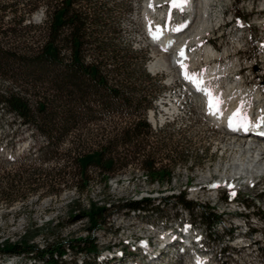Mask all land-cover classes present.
<instances>
[{
    "label": "rangeland",
    "instance_id": "1",
    "mask_svg": "<svg viewBox=\"0 0 264 264\" xmlns=\"http://www.w3.org/2000/svg\"><path fill=\"white\" fill-rule=\"evenodd\" d=\"M96 1L101 3L109 14L105 24L110 30H115L114 33L107 34L111 39L109 41L122 53L130 47L132 52L129 59L133 70L139 72L142 68L149 76L138 81L151 98L146 99L151 101L144 112L141 108L136 111L138 115L144 114L151 130L147 140L141 143L143 152L140 153H150L156 158L157 167L171 170L170 181L162 184L149 182L144 170L140 168V163L134 160L122 169L120 174L109 179L106 186L90 171L85 192L80 194L74 188L75 177L73 181L70 179L75 176L77 170L73 159L67 158L70 154L68 149L73 142L77 150L81 147L94 148L100 137L107 138L119 128L128 127L130 122L135 120L128 114L130 111L123 110L121 114L116 115L106 109H100L96 114L81 118L77 130L72 133L73 137L75 136L73 142L59 143L58 150H53L54 160L47 163L37 154V149L45 145L44 137L27 129L19 118L0 105V189L4 191L7 177L19 172V175L24 177L30 174L32 169L37 170V174L52 169L53 172L63 169L66 173H60L59 178L67 180L64 185L54 184V190L58 189V193H47L46 188L39 186L36 190H30V187L20 183L15 187L18 190L16 193L0 190V248L6 242L28 241L41 249L51 242L85 237L89 223L85 218L80 219L78 212L87 210L89 202L96 205L121 204L129 199L150 198L151 206L157 208L155 210H161L160 212L153 209L140 215L133 212L126 214L125 211L111 214L105 224L92 232L98 249L111 247L124 238L129 240L141 233L146 234L151 225L158 229L167 226L166 229L172 233H179L184 225H193L199 239L207 235L203 243V248L208 254L211 253L206 256L207 264H264V161L256 163V158L250 157L252 153H239L234 147L237 139H234L227 129H217L210 122L202 100L186 88V81L182 75L180 77L178 68L173 71L163 67L151 69L152 65H158L160 58L156 57V54L160 52L154 43L151 44L144 21L145 3L148 0ZM80 5V8H89L87 0H81ZM158 5V11H167L164 1ZM18 7L21 9L23 5L19 4ZM210 10L211 29L210 35L206 37L211 39V46L218 52L216 64L228 73L215 80L212 85L213 93L222 94L227 83L237 76L243 78L242 86L245 89L250 92L261 90L264 93V0H211ZM231 16L235 19L233 25L229 24ZM44 17L45 8L39 6L23 24L27 26L23 35L33 40L24 44L20 40L21 44H17V39L13 45L37 46L46 29ZM219 24L225 26L217 28ZM192 49L197 48L191 47ZM173 50L174 48L169 53H173ZM144 55L146 61L142 62L141 57ZM92 58V55H88L85 61ZM202 60H199L195 68L197 72L204 73L212 66L213 60ZM11 86L22 90L25 88L20 81L15 85L12 79L0 75V90ZM40 86V89H34L35 91L29 94L32 103L37 98L47 103H59V97L57 99L56 96L59 94L52 91V86L44 83ZM95 97L90 100H95ZM251 104L256 108L255 101ZM67 139L70 140V137ZM253 142L250 144L257 149L261 147ZM161 143L166 144L165 150L161 148ZM173 148L178 155L175 158L168 157L167 151L170 152ZM247 171L256 173L254 172L252 177L247 174L246 179H242ZM238 172L244 175H235ZM38 175L35 177H39ZM239 177L242 180H239ZM232 179L235 180L234 184L230 183ZM212 180L221 184L216 192L213 189L215 182ZM203 181L212 182L204 185ZM181 192H184L187 200L197 204L192 214L175 204L172 196ZM227 198L231 200L228 203L225 202ZM202 206L209 208L216 215L215 223L210 229L213 237H208L209 227L198 220L203 212ZM243 206L247 207L246 211L239 215L237 210H243ZM245 221H248L247 225L237 228L238 224ZM247 229H250L252 234L243 238L242 235ZM229 233L233 234V239L227 236ZM242 241L248 246L241 248ZM221 249L224 251L220 252ZM168 257L171 260L169 264H193L195 253H188L181 258L176 255ZM12 260V264H47L48 257L45 256L43 260L36 257H22L16 260L11 256L0 255V264H10ZM83 260L84 258L74 256L71 252L62 257L65 263L82 264Z\"/></svg>",
    "mask_w": 264,
    "mask_h": 264
},
{
    "label": "trees",
    "instance_id": "2",
    "mask_svg": "<svg viewBox=\"0 0 264 264\" xmlns=\"http://www.w3.org/2000/svg\"><path fill=\"white\" fill-rule=\"evenodd\" d=\"M80 3L81 0H0V75L12 79L15 85L20 81L25 87L23 90L17 86L0 90V105L19 118L27 129L44 137L45 145L37 149V154L47 163L54 160L53 150H58L59 143L73 142L75 136L73 137L72 133L77 130L81 118L96 114L100 109H106L116 115L121 114L123 110L130 111L128 114L135 120L130 122L128 127L119 128L107 138L100 137L94 148L81 147L77 150L73 142L68 149L70 154L67 158L73 159L77 170L75 176L70 178L72 180L75 177V190L80 194L85 192L90 171L106 186L109 179L120 174L121 170L134 160L140 163V168L144 170L149 182H168L171 170L157 167L156 158L150 153H140L143 152L141 143L147 140L151 130L144 114L138 115L136 111L141 108L144 112L151 101L146 99L151 98L138 81L149 76L142 68L139 72L133 70L129 59L132 52L130 47L122 53L109 41L111 39L107 36L115 30H110L105 24L109 16L107 9L96 0H87L88 10L80 8ZM19 4H22L23 8L20 9ZM39 6L45 8L46 29L39 43L37 42L38 45H13L17 39V44L33 40L23 35V30L27 27L23 24ZM6 38L8 40H5ZM88 55L93 58L85 61ZM141 59L145 62V55ZM43 83L52 86V91L59 94L56 95L57 99L59 97L58 104L52 101L47 103L38 98L34 103L30 101V92L40 89ZM94 96L95 100H90ZM67 137H70V140ZM161 148L165 150L166 144H162ZM177 155L174 148L170 152L167 151L168 157L175 158ZM185 155L188 157V153ZM36 171L32 169L31 173L24 177L19 175L21 172L7 177L6 186L3 187L4 191L0 189L1 192L16 193L18 190L15 187L20 183L30 187V190H36L39 186L46 188L47 193H58V189L54 190V184L64 185L67 182L65 178H59L60 173H66L63 169H56L54 172L52 169L38 173L39 175ZM37 175L39 177H35ZM172 198L176 205L191 214L196 209L197 204L187 200L184 192ZM229 200L225 199L226 202ZM202 208L203 212L198 220L211 229L216 215L209 208ZM153 209L157 208L151 206L150 198L129 199L121 204L96 205L89 202L87 210L78 212L80 219L85 218L89 223L85 237L51 242L41 249L28 241L6 242L0 248V255L30 254L28 257H36L38 260L47 256V264H58V260L59 264H64L62 257L71 252L74 256L84 255L82 264H97L93 257V254L97 253V244L92 236L94 230L105 224L111 214L121 211L126 214L146 213ZM58 224L57 222L56 225Z\"/></svg>",
    "mask_w": 264,
    "mask_h": 264
},
{
    "label": "bare ground",
    "instance_id": "3",
    "mask_svg": "<svg viewBox=\"0 0 264 264\" xmlns=\"http://www.w3.org/2000/svg\"><path fill=\"white\" fill-rule=\"evenodd\" d=\"M161 1H165V0H151L152 7H149L150 0H148L145 3L146 6L144 10V16H145L144 21L148 28V34L151 39V43H154L153 45L161 53V54L160 53L156 54V57L160 58L158 61V65L157 63L152 65L151 69L157 70L163 67L166 70L173 71V69L178 68L179 72L183 71L182 77L183 80L186 82H190V80L185 79V72H187L190 75L198 74L199 79L200 78L204 79L205 83L201 87L206 90H210L213 97H218L220 100L223 101L221 103V109L217 115L219 116V119L213 120L209 117L210 122L217 129L228 130L229 127L227 125H224V123L221 120L222 116L225 112H233V111L237 112V109H241V111L244 114H246L248 121H252L251 123L262 124L260 122V117L264 116V103H263L264 93H262L261 90L250 92L249 89L247 88L245 89L242 86L243 83L242 77L235 76L236 78L232 79V81L227 83V86L225 90L222 92V94H218V93L216 94L213 93L212 91V85L215 82V80L220 78L221 76H225L228 73H226L227 72L226 70L222 68L220 69V66L216 64L215 60L217 59L218 52L213 48L211 49L209 47V45H212L211 44L212 41H206V40L201 41L204 37L210 35L211 0H193L192 3H190V0H187V2L183 5L182 10L179 8H174V12H171V10L169 9H167V11L165 12L158 11L157 5ZM162 17L168 19L171 23V28L167 33H165L164 28L163 27L161 28L159 25L160 20L163 19ZM156 32H160L162 33V35H160L159 39L154 40L152 34ZM191 47L197 48L199 50L197 49L191 50ZM173 48H175V51L170 54L169 51L172 50ZM181 50H183L184 53L183 57H181L180 55ZM202 59H204L205 61L213 60L211 61L212 66H210V68L206 70L204 73L197 72L195 68V65L198 64L199 60L201 61ZM181 63H183L184 68L181 67ZM252 101H255L256 108H253L251 104ZM152 120H154L153 116H152ZM229 134L232 135L234 139H237V142H234L236 143L234 147H236V150L240 151L239 153L242 152V154H247V155L248 154L250 155L252 153L250 157L254 159L256 158V163H261L264 161V148L261 146L260 148L257 149V147L253 146V144L247 142L249 138L261 144L262 140H258V138H254L252 134L249 133L241 134L240 131L229 132ZM253 155L256 156L253 157ZM254 172L253 171L245 172V176L242 179H246L245 177L248 176L247 174H251L252 177ZM236 174L244 175L240 172L235 173V175ZM242 179L239 177V180ZM212 181L215 182L216 180H212ZM234 181L235 180L232 179L230 183L234 184ZM210 182L203 181L202 184L205 183L204 185H206V183H210ZM216 185H218L217 182L214 183V186ZM199 260L200 259H197V263H199ZM12 262H14V260H12L10 264H12Z\"/></svg>",
    "mask_w": 264,
    "mask_h": 264
},
{
    "label": "snow or ice",
    "instance_id": "4",
    "mask_svg": "<svg viewBox=\"0 0 264 264\" xmlns=\"http://www.w3.org/2000/svg\"><path fill=\"white\" fill-rule=\"evenodd\" d=\"M187 2V0H170V3L173 7L183 9V5ZM149 7H152L151 0L149 3ZM151 32V29H150ZM153 35V39H159L160 35L162 33L156 32ZM181 57L184 56L183 50L180 52ZM181 67L184 68L183 63H181ZM185 79L190 80V82L194 83L197 87V90L203 91L205 95L209 96V114L211 115H217L219 112V104H221L223 101L220 100L218 97H213L210 90H206L201 87L202 81L199 79L198 74L190 75L187 72H185ZM260 122L264 124V116L260 117ZM249 124V121L247 119L246 114H244L241 109H237V112L233 114V117L229 119L228 126L229 128L233 130H237V128H244L247 129Z\"/></svg>",
    "mask_w": 264,
    "mask_h": 264
},
{
    "label": "built area",
    "instance_id": "5",
    "mask_svg": "<svg viewBox=\"0 0 264 264\" xmlns=\"http://www.w3.org/2000/svg\"><path fill=\"white\" fill-rule=\"evenodd\" d=\"M103 249V248H102ZM30 254H28V256H29ZM28 256H24V255H12L11 257L13 258V259H16V260H18V259H21L22 257H28ZM79 258H85L84 257V255L83 254H81V255H79ZM77 261V260H76ZM58 264H59V260H58Z\"/></svg>",
    "mask_w": 264,
    "mask_h": 264
}]
</instances>
